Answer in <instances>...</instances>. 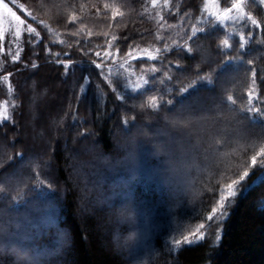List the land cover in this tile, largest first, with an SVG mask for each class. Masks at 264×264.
<instances>
[{
    "label": "trees",
    "instance_id": "16d2710c",
    "mask_svg": "<svg viewBox=\"0 0 264 264\" xmlns=\"http://www.w3.org/2000/svg\"><path fill=\"white\" fill-rule=\"evenodd\" d=\"M3 2L0 264H264V2Z\"/></svg>",
    "mask_w": 264,
    "mask_h": 264
},
{
    "label": "snow or ice",
    "instance_id": "6c2138e0",
    "mask_svg": "<svg viewBox=\"0 0 264 264\" xmlns=\"http://www.w3.org/2000/svg\"><path fill=\"white\" fill-rule=\"evenodd\" d=\"M262 2H264V0H262ZM11 3H12L13 5H15V4H16V0H11ZM0 7H2V8L4 9V11H6V12H7L11 17H13L16 21H18V22L21 23V24L24 23V21H22V20L20 19V16L17 15V13H16L15 11H13V8L10 7L8 3H4L3 0H0ZM19 8H20V9H23L24 11H27L26 9H24L23 4L19 5ZM239 8H240V4H239V3H236V4L232 5V8H225L224 11H225V12H229V11H231L232 9H239ZM28 15H29V17L32 18L33 20L35 19L34 17L31 16V13H28ZM252 23L255 25V24H257V21L253 20ZM26 28H27V32H28V34H29V36H30L31 38H34V37L32 36L33 33H34L36 36H39V32H37V29H36V28L32 27L31 25H26ZM252 38L254 39V37H252ZM41 42H42V40H41ZM223 44L226 45V46H228V41H227V40L223 41ZM238 46H239L240 48H243V47H244L243 43H240L239 41H238ZM228 50H229V51H233L234 49H233L231 46H228ZM188 51H191V49H188ZM216 51H217L218 54H220V52H219V48H217ZM94 54H95L97 57H100V53H99V52H96V53H94ZM67 55H68V59L71 60L72 53H68ZM248 63L251 64L252 62H251V61H248ZM94 67L98 70L96 74H97V75H101V78L103 79V76H102V72H103V70H104V69H103V66H102L101 64H94ZM208 67H211V65L209 64ZM252 74H253V77H255L256 72L253 71ZM197 76H199V72H197ZM152 79L155 80V77H152ZM201 79H204V78L201 77ZM147 83H148V82L145 81V84H147ZM186 90H187V89H183V91H186ZM247 97H248L249 100H253V99H255V100H257V102H259V98H258V97H254L252 91H249V92L247 93ZM153 99H155V98L153 97ZM227 100L231 101V100H232V97H230V96L227 97ZM164 103H165V104H170L171 101H170V100H165ZM153 106H155V105H153ZM252 110H254V105L251 106V107L248 109V111H252ZM257 111H258V110H257ZM261 151L264 152V149H262ZM20 155H21V157L23 156L22 153H21ZM13 161H16V160H14V159H10V162H13ZM10 162H9L7 165L0 164V192H4V193L9 192L10 189L12 188V183H13L14 181H16V179H17V173H16L15 171H13L12 169L8 168V165L10 164ZM252 164H253L254 166L257 164L256 156H253V157H252ZM261 166L264 167V161H261ZM251 175H253V173H252ZM249 176H250V173L247 172V171H245V172L243 173V175L240 176V181H241V183H244L245 180H246V178H248ZM235 183H236V182L233 181V184H235ZM49 187H50V185H49ZM250 188H251V185H246L245 190L250 189ZM235 194H236V193L233 192V190H232V185H229V186H228V193H227V195H228L229 197H233ZM259 195H260V194H258V196H259ZM221 199L223 200L224 198L222 197ZM213 211H216V210L213 209ZM208 219L211 220L212 217L210 216V217H208ZM200 227H201V229H203V225H201ZM199 237H200L201 240L204 238V232H203L202 230L199 231ZM130 239H131V237H130ZM193 242H194V241H192V240H188L187 238H185V240H184V243L189 244V245L192 244ZM175 243H176V244H180L181 241H180V240H176Z\"/></svg>",
    "mask_w": 264,
    "mask_h": 264
},
{
    "label": "rangeland",
    "instance_id": "374dc122",
    "mask_svg": "<svg viewBox=\"0 0 264 264\" xmlns=\"http://www.w3.org/2000/svg\"><path fill=\"white\" fill-rule=\"evenodd\" d=\"M207 9H216L215 0H207ZM242 6V5H241ZM25 32V26L24 23L21 24L18 21H16L13 17H11L2 7H0V50L7 45L11 41H17L20 40L21 35ZM50 99H53L54 97L52 95H49ZM217 103L216 100L210 101L208 105V109H212L213 106ZM198 114H205L204 108L200 107L197 109ZM206 116V115H204ZM181 118L182 116H178ZM187 118L188 121H193L192 116H184V118ZM206 127L203 125L200 126V128L197 129V132L203 133L206 130ZM26 136V134H24ZM187 135L183 136L181 139L182 142V153L185 155L186 153H193L192 145L189 142V137H186ZM213 136V135H212ZM211 136V137H212ZM55 138V136H54ZM67 149V148H65ZM186 152V153H185ZM207 162V161H206ZM196 171V170H195ZM84 185V182L83 184ZM85 186V185H84ZM183 191L180 189L175 190L174 192H170L167 196L168 200L170 201L172 207L178 205L177 197L182 196ZM94 205H96L94 203Z\"/></svg>",
    "mask_w": 264,
    "mask_h": 264
}]
</instances>
